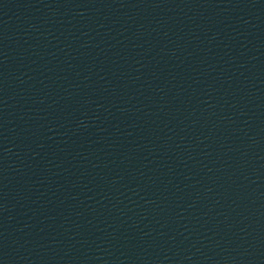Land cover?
<instances>
[{
  "label": "water",
  "instance_id": "1",
  "mask_svg": "<svg viewBox=\"0 0 264 264\" xmlns=\"http://www.w3.org/2000/svg\"><path fill=\"white\" fill-rule=\"evenodd\" d=\"M0 264H264V0H0Z\"/></svg>",
  "mask_w": 264,
  "mask_h": 264
}]
</instances>
